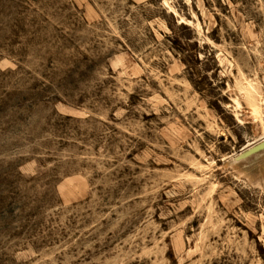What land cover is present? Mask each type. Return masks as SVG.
Returning a JSON list of instances; mask_svg holds the SVG:
<instances>
[{
	"label": "rangeland",
	"instance_id": "374dc122",
	"mask_svg": "<svg viewBox=\"0 0 264 264\" xmlns=\"http://www.w3.org/2000/svg\"><path fill=\"white\" fill-rule=\"evenodd\" d=\"M262 144L264 0H0V264H264Z\"/></svg>",
	"mask_w": 264,
	"mask_h": 264
},
{
	"label": "bare ground",
	"instance_id": "6f19581e",
	"mask_svg": "<svg viewBox=\"0 0 264 264\" xmlns=\"http://www.w3.org/2000/svg\"><path fill=\"white\" fill-rule=\"evenodd\" d=\"M249 148H250V147H249ZM263 149H264V144L261 145V146H259L258 148L254 149V150H251V151H250L251 153H250V152H249V153L252 154V153H254V152H257V151H260V150H263ZM249 153H248V154H249Z\"/></svg>",
	"mask_w": 264,
	"mask_h": 264
},
{
	"label": "water",
	"instance_id": "95a60500",
	"mask_svg": "<svg viewBox=\"0 0 264 264\" xmlns=\"http://www.w3.org/2000/svg\"><path fill=\"white\" fill-rule=\"evenodd\" d=\"M262 145H263V144H262ZM260 146H261V145H260ZM258 147H259V146H258ZM258 147H257V148H258ZM255 149H256V148H255Z\"/></svg>",
	"mask_w": 264,
	"mask_h": 264
}]
</instances>
